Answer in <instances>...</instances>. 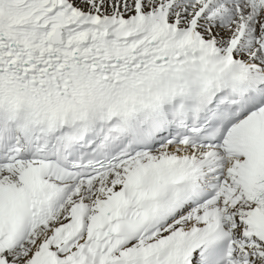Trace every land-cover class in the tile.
I'll use <instances>...</instances> for the list:
<instances>
[{
    "label": "snow or ice",
    "instance_id": "obj_1",
    "mask_svg": "<svg viewBox=\"0 0 264 264\" xmlns=\"http://www.w3.org/2000/svg\"><path fill=\"white\" fill-rule=\"evenodd\" d=\"M0 264H264V0H0Z\"/></svg>",
    "mask_w": 264,
    "mask_h": 264
}]
</instances>
